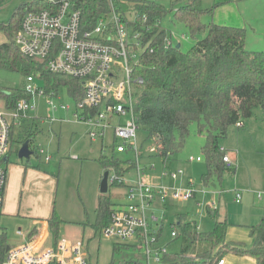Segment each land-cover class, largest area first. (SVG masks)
<instances>
[{"label": "rangeland", "instance_id": "374dc122", "mask_svg": "<svg viewBox=\"0 0 264 264\" xmlns=\"http://www.w3.org/2000/svg\"><path fill=\"white\" fill-rule=\"evenodd\" d=\"M33 1L35 0H0V24L14 19L18 7ZM188 1L190 0H158L157 3L168 10L170 7L175 8ZM249 4L245 6L248 15L247 26L232 24L237 18V13H240L234 7L236 5L217 6L212 0H201L203 9L208 10L201 16V21L206 26L219 24L227 27H242L247 31L255 28L256 36L250 33L247 49L264 52V3H256L253 8ZM229 7L235 8L234 17L231 14L232 9L229 10L230 13L226 10ZM222 8L224 11L221 10ZM161 25L174 33L173 45L181 52L186 53L194 44L189 32L182 24L175 21L171 13L161 21ZM204 35L205 33L201 34V37ZM5 41L6 38L0 31V45ZM25 78L26 76L20 73L0 69V87L6 90L24 88ZM35 83L39 87L45 84L38 77L35 78ZM48 100L56 106H68L70 110L58 109L53 112L47 105ZM28 105L29 109L26 112L18 114L27 118L22 123L21 131L25 133L24 125L34 123L37 129L34 131L38 133L32 135L31 147L42 149L51 159L49 162H44L43 157L41 161L35 155H31L26 161L19 159L15 153L10 155L11 164L8 165V170L11 167L18 170L15 174L16 180L14 179L10 201L14 209L21 208L23 211H30L35 210L37 206H46L49 215L55 211L64 222L58 229V238L66 237L73 240L82 235L83 230H80L79 226L95 224V209L100 195L101 179L103 174L108 172L110 182L114 178V171L103 169L96 161L101 155V144L99 142L90 143L86 137L88 126L74 121V100L65 87H59L56 96H31ZM10 112L0 100V113L10 114ZM241 122L244 125L243 128L232 126L227 135L219 139L220 148L229 154V157L231 152H236L238 161L233 162V168L235 169L239 162L240 170L236 169L235 174L233 171H226L220 179L213 177L207 186L202 182V175L207 169L206 161L201 153L204 137L197 133L195 124L190 127L189 136L182 150L165 163L156 157L152 142L145 141L141 145L145 136L138 133V142L141 146L139 148V168L144 182L169 189L185 188L190 183L192 189L195 190L193 199L181 201L169 198L164 206L157 195L153 197L151 209L164 220L159 246L166 248L167 253L177 254L182 247L180 239L170 237L171 226L177 223L179 214L186 215L189 221L197 225L200 232L212 230L213 218L217 221H226L229 225L226 239L241 243L247 248L251 246L252 239L249 237L248 227L259 223L264 216V111L255 108L252 116L242 119ZM110 144L111 140L107 134L103 144L106 147L105 157L114 156L122 160L126 158L124 155H112L109 151ZM16 146L17 143L14 142L12 150ZM190 157L194 159L199 157L201 161L189 162ZM120 167L124 168L126 165L120 166L119 164L118 168ZM163 171H180L181 174L176 180H172L168 177H161ZM136 176V168H131L123 176V186H117L118 183H116L108 188L106 195L110 197L113 207L127 202L124 196L126 194L124 186L135 181ZM235 191L241 195V201L238 204L234 202ZM212 203L216 211L209 213L208 208ZM0 227L6 231L9 246H20L27 243L26 232H29L31 228L29 218H24L20 214L15 215V213L0 215ZM88 235L89 230L86 229L84 237L88 238ZM54 238V232L50 231L47 245ZM88 243V264H124L125 261L141 255L140 250L134 248H123L114 253L115 244L128 246L130 244L118 243L99 235ZM223 259L228 264H253V260L248 257L226 256Z\"/></svg>", "mask_w": 264, "mask_h": 264}, {"label": "trees", "instance_id": "16d2710c", "mask_svg": "<svg viewBox=\"0 0 264 264\" xmlns=\"http://www.w3.org/2000/svg\"><path fill=\"white\" fill-rule=\"evenodd\" d=\"M67 1L73 9L81 12L82 23L87 29L93 28L109 12L108 0ZM47 8L49 0L22 4L16 9L14 19L0 24V31L6 38L0 45V69L20 73L26 78L31 75L40 78L45 83L41 88L46 94H57L59 87H65L74 103H78L84 98L80 81L48 72L44 62L24 56L15 46L14 37L23 16ZM125 9L122 5L119 8L120 11ZM140 10L150 20L158 18L162 21L171 13L194 40L192 47L183 53L174 46L165 48L166 31L152 32L155 39L141 57L136 71L144 80L135 104L138 133L145 136L141 145L145 141L152 142L156 157L165 163L182 150L190 127L195 124L197 133L204 137L201 153L207 169L202 175V182L207 186L211 178L220 179L224 172L234 170L223 161L226 153L220 148L219 139L224 138L229 128L236 126L237 122L250 118L255 108L264 111V52L246 48L245 28L217 24L206 26L201 16L208 10L201 7L199 0H190L168 10L161 4L151 2ZM30 98L31 95L24 88L6 90L0 87V100L7 111H13L19 101ZM25 119L22 118L20 122ZM33 124L24 125V138L30 139L37 133ZM96 161L103 169L114 171L109 187L116 183L123 186L124 174L135 168L132 160L114 156L107 158L101 154ZM119 164L126 167L118 168ZM112 206L109 196H98L94 225L97 232L106 225ZM177 219L171 228L177 233L175 239L182 242L181 250L177 254H163L159 264H215L226 256L248 257L253 264H264V216L259 223L248 227L252 239L248 248L241 243L227 241L229 225L226 221L213 218L212 230L200 232L194 222L187 220L186 215L180 214ZM47 223L57 239L63 221L53 211ZM6 246V231L0 228V264L3 263ZM123 248L138 249L133 245L115 244L113 252ZM124 264L145 262L140 255Z\"/></svg>", "mask_w": 264, "mask_h": 264}, {"label": "built area", "instance_id": "2783aa9c", "mask_svg": "<svg viewBox=\"0 0 264 264\" xmlns=\"http://www.w3.org/2000/svg\"><path fill=\"white\" fill-rule=\"evenodd\" d=\"M157 1L108 0L109 12L91 29L85 27L81 12L73 9L67 0H49V8L28 12L21 19L14 37L17 49L26 57L44 62L48 72L80 81L84 98L74 103V121L88 126L87 136L91 142L104 144L109 134L110 153L130 154L137 176L135 181L124 186L127 202L111 207L106 225L98 232L89 230L88 238H85L83 229L82 235L73 240L54 238L47 245L49 232L40 227L24 245L8 248L2 264H88V242L97 235L137 246L145 264H159L161 256L167 254L166 248L159 246L162 228L160 218L151 209L153 197L157 195L161 204L169 198L189 201L194 198L195 190L190 184L176 189L150 185L144 182L139 168L135 104L144 80L136 71L141 57L155 39L152 32L166 31L165 48L174 46V33L162 27L161 20H150L140 10L147 3ZM121 5L126 7L124 11L119 10ZM25 83L24 89L31 96H56L54 92L46 94L32 75ZM47 105L53 112L70 110L65 105L56 106L51 100ZM28 109V100H21L10 114L0 113V211L7 179L3 162L11 149L12 128L26 118L18 114ZM242 126L241 121L236 123V127ZM105 152L103 145L101 154L104 156ZM36 154L46 162L50 159L40 148ZM200 160L188 159L189 162ZM223 161L231 165L227 155ZM180 174V171H163L161 177L176 180ZM240 201L241 195L235 191L234 202L238 204ZM208 209L211 213L216 211L213 203ZM170 237H177L172 228ZM215 264H226V261L218 259Z\"/></svg>", "mask_w": 264, "mask_h": 264}, {"label": "crops", "instance_id": "0c3cea01", "mask_svg": "<svg viewBox=\"0 0 264 264\" xmlns=\"http://www.w3.org/2000/svg\"><path fill=\"white\" fill-rule=\"evenodd\" d=\"M212 2H214V5L217 4V6H224L226 4L236 5L234 7H236V9L240 13H237V18H235V21H233L232 24H234V26H247V24H248V15H247L245 6L247 4H249V3H251L249 5L252 6V8H253L256 3H264V0H212ZM199 3L201 5V0H199ZM201 7H202V5H201ZM230 9H232V7H229L226 10L229 12ZM233 9L231 10L232 11L231 14L234 17V12H236V10H235V8H233ZM221 10L224 11V8H222ZM245 30H246V28H245ZM250 33H253L256 36V29L255 28H251V30H248V31L246 30V39H245V46H246V48H248V41H249V37H250L249 35H250ZM22 123H24V122L22 121V122L18 123V125L13 126L11 149H10V152H9V155H8L7 159L3 162V166L5 167V170L7 172V179H6V186H5L4 197H3V206L1 208L0 215H4V214H14L15 213V215H19L20 214L24 218H29L30 219V226H31V228L29 229V232H26V236L28 237V240H29V238L32 236V233L33 232L35 233L37 231V228L44 227V228H41V229L42 230H45V231H47V232L50 233V229L48 227L47 220L50 218L51 215H49V211H48V209H47L46 206H37V208L35 210L23 211L21 208L20 209H17V208L14 209V206L12 205V203L10 201V197H11V192H12V188H13L14 179L16 180L15 174L18 173V170H16V168H14V167H11L8 170V165L11 164L10 163V155L12 153H15L17 155L18 149L21 146V144L25 140L29 139V138H24V135H23V133L21 131V127H22L21 125H22ZM243 127H244V125L242 127H240V129L243 128ZM37 133H38V131H37ZM86 137L88 138L87 132H86ZM30 139L32 140V138H30ZM14 142L17 143V146L15 147L14 150H12L13 143ZM89 142L90 143H95V142H91L90 140H89ZM99 143L101 144V146H100V154H101V150H102L103 144L101 142H99ZM37 149H38V147L37 148L30 147V150L33 152L32 155H35L39 160H41L42 156H39V155L36 154V150ZM231 153L232 154H231L230 157H229V154L226 153V155L230 158L231 166L233 167V165H234L233 162L238 161V157L236 155V152H231ZM124 156H126V158H123V160L130 159V154H124ZM50 159H51V157H50ZM50 159H49V161H50ZM49 161H47V162H49ZM44 162H46V161H44ZM238 163L236 165V168L233 170V173L234 174H235L236 169L240 170V168H241L240 167L241 165H238ZM19 169H21V168H19ZM212 186L214 187V185H212ZM162 205L164 206V204H162ZM96 207H97V204H96ZM18 210H19V213L17 214ZM95 211H96V209H95ZM209 213H211V212L209 211ZM95 216H96V212H95ZM177 221H178V219H177ZM94 225H96V221H95V224ZM94 225H88V226L87 225H83V226L81 225L79 227H80V230L81 229L82 230L83 229L84 230L88 229V230H92L93 231V230H95ZM159 225L163 229V227H164V220L162 218H160ZM60 227H61V225H60ZM0 228H2V227H0ZM69 230H70V228H69ZM84 230H83V232H84ZM161 238H162V232H161ZM10 247H15V246H9L8 243H7L6 250L8 248H10ZM226 264H228V262Z\"/></svg>", "mask_w": 264, "mask_h": 264}, {"label": "water", "instance_id": "95a60500", "mask_svg": "<svg viewBox=\"0 0 264 264\" xmlns=\"http://www.w3.org/2000/svg\"><path fill=\"white\" fill-rule=\"evenodd\" d=\"M31 143H32V140L31 139H27L21 144V146L19 147L18 152H17V157L19 159H25L26 161L29 160V157L33 153L30 150ZM108 181H109V174H108V172H105L103 174V177L101 179L100 186H99L100 194H102V195L107 194L108 188H109Z\"/></svg>", "mask_w": 264, "mask_h": 264}]
</instances>
